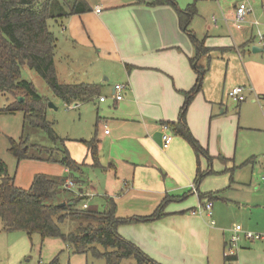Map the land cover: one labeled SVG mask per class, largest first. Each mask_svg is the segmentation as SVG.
Segmentation results:
<instances>
[{"label": "crops", "instance_id": "0c3cea01", "mask_svg": "<svg viewBox=\"0 0 264 264\" xmlns=\"http://www.w3.org/2000/svg\"><path fill=\"white\" fill-rule=\"evenodd\" d=\"M87 1L92 8L90 12L71 15L62 21L63 42L54 32L58 38V76L64 83L99 84V95L91 101L96 102L94 104L99 107V104H105L108 100V96L103 94L112 93L116 111L104 121L96 123L95 135L100 160V166L97 167L101 168L109 179L106 186H102L84 178L80 192L82 191L87 199L81 207L87 209L90 205L96 206L94 201L98 197H103L104 201L106 197H113L119 203L128 198V207L116 203L117 215L134 217L152 215L163 203L162 218L120 224L119 233L137 244L153 259L163 262L162 264H193L178 256L175 252L176 249L179 251L176 243L182 245L180 252L186 254H189L193 247H199L204 255H207L208 264H212L210 250L215 254L219 250L217 258L221 260L219 235L222 231L225 236V230L216 227V219L222 220L223 214L225 219L226 212H234L238 214V221H241L245 229H253L256 226L264 228V213L261 208L246 209V206L239 202L249 203L250 199H247L240 183L226 173L233 168L230 167L232 159L227 155L219 154L215 159L211 158L214 159L212 166L206 163L207 160L211 161L207 156H201L204 159L201 161L200 158L201 169H211L215 175L208 183L196 184L198 162L192 146L176 133L169 147L163 146L162 123L171 125L178 120L186 99L184 92L190 91L198 78L192 63L197 54L196 43L180 27L178 11L172 5L146 4L152 0ZM175 2L178 5L176 0ZM239 3L224 17L227 19L228 28L243 31V25L250 14L246 16L241 28L236 27L234 15ZM178 7L181 8L179 5ZM203 31V38L198 40L204 41L205 46L209 48L206 55L210 56L214 50L222 52V55L217 57L223 59L226 67H229L232 54L227 52L236 46H231L229 37L220 36L216 39L220 34L214 33L218 31L216 28L211 31L210 23ZM258 36L262 42L264 36ZM255 47L261 49L254 45L253 48ZM71 48L73 50H68ZM235 49L242 58L239 49ZM200 59L201 57L198 63ZM237 61L241 65L242 61ZM243 66L249 73V68L245 64ZM205 69L202 90L193 99L187 120L192 134L212 157L209 147L213 117L216 108L224 106L223 99L225 96L228 98V92H224L221 100H218L213 92L210 77L207 81L212 67L210 68L209 64ZM248 78L252 82L250 76ZM116 79L119 80L116 82ZM120 83L126 84L127 88L123 91V99L116 101L114 88ZM101 96L106 97L104 102L100 101ZM78 105L74 104L73 107ZM221 112H224L223 109ZM85 147L86 157L92 160L88 147ZM190 148L193 153L188 154ZM183 151H186L185 155L180 154ZM85 161L86 159L81 163L86 164ZM88 164L94 166L93 160ZM65 171L70 173L68 168ZM112 177L116 180L115 184ZM193 184L196 185V191L192 190ZM210 191L222 192L212 200L200 198L199 193ZM169 195H174L175 199L165 203L164 199ZM208 201L213 202L212 214L205 208L200 213L199 207H204ZM84 203L88 204L87 208L83 207ZM231 229L227 230L230 234ZM228 240L222 241V264H226L224 248ZM234 258V264H252L250 260L255 264H264V242L243 239ZM218 262L221 264V261L217 260L216 263Z\"/></svg>", "mask_w": 264, "mask_h": 264}, {"label": "rangeland", "instance_id": "374dc122", "mask_svg": "<svg viewBox=\"0 0 264 264\" xmlns=\"http://www.w3.org/2000/svg\"><path fill=\"white\" fill-rule=\"evenodd\" d=\"M176 1L183 9L188 4H194L197 12L189 24V29L195 30V33L192 32L197 39L203 38L205 34L203 30H206L207 24L210 23L211 31L216 28L218 31H214V33L218 32L217 34H220L216 39H219L220 36L229 37L228 42L231 46L235 45L242 54V58H240L235 52L237 51L236 47L232 48V51L227 52L232 54L229 67H226L223 59L217 57V55H222V52L218 50H214L210 56L203 55L199 60V66L202 65L208 68L210 64V68L212 67L207 75V81L210 77L213 92L218 100H221L224 92H229L235 86L246 87L247 99L245 101L237 103L225 96L223 99L224 106L216 108L212 123L213 127L211 128L213 132L209 150L214 159L219 154L227 155V157L232 159L230 167L233 166V168L226 173L228 176L231 175L234 181L240 183L241 189L245 190L247 199H250L249 203L247 201L239 202L243 203L246 209L261 208L264 213V40L260 42L258 36V34L264 36V0ZM245 1H248L253 10L243 25V31L233 29V27L228 28L226 25L227 19L224 16L234 9V5ZM61 25L62 21H50L51 29L63 42L64 35L61 33ZM254 45L261 47V49L263 48L262 51L254 52ZM227 53L225 52L226 55ZM237 59L240 62L242 61V68ZM243 64L249 68V73H247V69L244 68ZM248 76H250L252 82L249 81ZM22 78L31 81L38 93L47 100V117L54 123V128L60 136L66 139V147L72 158L80 163L86 159V164L82 165L79 170H70V173L67 174L65 171L66 166L60 162L46 160L50 155V151L41 150L33 144L38 147L56 148L54 154L57 155L59 153L60 156L62 153L60 150L62 148L61 144L63 143L55 144L43 129L30 124L25 125L23 111L14 113L1 112L9 105L14 104L18 98L12 93L0 91V159L5 163L8 174L15 179L16 185L29 188L37 174H44L57 180H64V178L70 177L76 182L78 179L85 178L93 181L95 185L106 186L109 177L103 173L101 168L88 164L92 160L90 157H86L87 149L82 140L93 138L96 133L97 121H104L116 111L112 93L103 94L108 96V100L105 104H99V107L93 101L80 103L77 107H71L65 105L63 100L52 92L44 78L35 70L24 66ZM117 80L119 79H116V82ZM50 104L53 106H50ZM221 109H223V113ZM22 137H29V143L31 144L29 156L32 159H23L19 162L10 152V138L19 142ZM191 152L193 153V150L190 148L188 154H191ZM180 154L185 155L186 151ZM214 159H211V161L207 160L209 163L205 161L212 166ZM203 160L201 158V161ZM110 172L113 173L114 171L110 170ZM214 175V173L206 175L201 182H210L213 179L211 177H214ZM112 180L115 184L116 180L113 177ZM77 185L78 188L81 186L78 182ZM68 193L67 191H61V195H59L67 197ZM94 203L100 210L106 208L103 197H98ZM115 203L125 204L128 207L130 200L127 198L120 203L115 200ZM235 205L238 206V204ZM225 216V219L224 214L222 215V220L216 219V227L225 230V236H223L221 231L219 235V247L220 245L222 247L221 260L217 258L219 250L216 251V254L210 250L212 264H217V260L221 261L222 264L224 247L222 241H227L231 235L227 230L237 224L242 225L241 221H238L237 213L226 212ZM79 222L76 219H68L60 226L64 233H68L76 230ZM252 230L264 232L263 226L253 227ZM137 234L144 233L137 232ZM181 246L176 243L179 251L176 249L175 252L182 260L191 261L193 264H208L207 255H204L202 249L193 247L192 251L186 254L180 252L182 251ZM55 258H58L57 264H107L104 258H96L91 253L76 252L73 248L67 246L61 237H45L43 239L39 233L29 236L21 230L6 232L0 221V264H52ZM250 261L255 264L252 260ZM121 264H136V260L134 257L126 258ZM218 264L220 263L218 262Z\"/></svg>", "mask_w": 264, "mask_h": 264}, {"label": "trees", "instance_id": "16d2710c", "mask_svg": "<svg viewBox=\"0 0 264 264\" xmlns=\"http://www.w3.org/2000/svg\"><path fill=\"white\" fill-rule=\"evenodd\" d=\"M146 4L175 7L180 27L197 46V54L192 63L195 65L198 78L194 87L184 92L186 99L180 109L179 118L171 123V127L174 133L183 137L192 146L197 155L195 181L199 184L206 175L214 173L211 169L208 171L201 169L200 158L207 156L211 160L212 157L192 134L187 113L193 99L202 90L206 73V69L199 66L197 61L208 53L209 48L189 29V24L197 12L194 4L184 9L179 8L175 0H152ZM91 10L87 0H0V91L12 93L18 98L14 104L1 112L23 111L25 125L30 124L43 129L55 144L63 143L62 148H59L62 152L60 156L59 153L54 154L56 148L33 145L41 150L50 151L46 160L60 162L71 171L79 170L85 163H78L72 158L66 147V139L60 136L54 128V123L47 117V100L38 93L31 81L22 78V71L24 66L35 70L67 106L91 101L99 95L101 88L99 84L60 81L56 67L58 38L50 27L52 20L63 21L71 15ZM82 142L88 147L93 165L100 166L96 135ZM10 144V152L19 162L31 158L29 137H22L19 142L10 138ZM65 180L66 178L57 180L44 174H37L31 186L23 188L16 185L15 179L8 174L5 163L0 159V221L4 231L21 230L29 236L39 233L43 239L61 237L67 246L76 252L91 253L96 258H104L107 264H121L124 259L131 257L135 258L136 264H162L150 257L137 244L124 238L118 227L123 223L148 222L162 218L163 203L149 216L119 217L113 197L105 198L104 210L92 205L83 209L82 203L87 198L82 191L80 192V187L79 191L66 188ZM77 182L81 185L83 179H78ZM61 191L69 192L67 197L60 196ZM221 192L210 191L199 195L202 200H212ZM170 199L175 198L167 196L164 202ZM68 219L80 222L76 230L64 233L60 225ZM57 263L58 258H55L52 264Z\"/></svg>", "mask_w": 264, "mask_h": 264}, {"label": "built area", "instance_id": "2783aa9c", "mask_svg": "<svg viewBox=\"0 0 264 264\" xmlns=\"http://www.w3.org/2000/svg\"><path fill=\"white\" fill-rule=\"evenodd\" d=\"M252 7L249 5V3L241 2L236 7L234 20H235V26L238 28L242 27V23L245 21V18L248 14L252 12ZM261 36V34H260ZM127 88L126 84H117L114 88V98L116 101H120L123 99V91ZM245 86H236L233 89H231L228 92V97L232 99L235 102H241L246 99L245 94ZM106 100V97L101 96L100 101L104 102ZM162 129H163V146L164 148H168L169 145L172 143L174 138V132L172 130V127L168 123H162ZM108 133V130H106ZM64 186L71 190L79 191L77 182L71 178H67L65 180ZM192 190L196 191V185H192ZM88 204L84 203L83 207L87 208ZM212 206L213 202L208 201L204 207H199V212L201 213V210L205 208V210L208 211L209 214H212ZM214 224V222H212ZM249 240V241H261L264 242V232H260L257 230L252 229H245L242 225L237 224L235 227L231 229V235L228 240V242L225 245L224 248V258L226 260V264H234L233 258L236 257L238 250L240 248L241 241Z\"/></svg>", "mask_w": 264, "mask_h": 264}, {"label": "water", "instance_id": "95a60500", "mask_svg": "<svg viewBox=\"0 0 264 264\" xmlns=\"http://www.w3.org/2000/svg\"><path fill=\"white\" fill-rule=\"evenodd\" d=\"M253 50H254V52H257V51H260V50H262V49H259V48H253ZM21 100H23V99H21ZM50 106H53L52 104H50Z\"/></svg>", "mask_w": 264, "mask_h": 264}]
</instances>
